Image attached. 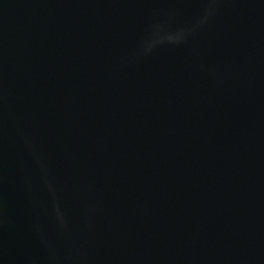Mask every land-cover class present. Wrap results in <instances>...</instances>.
<instances>
[{
    "label": "water",
    "instance_id": "1",
    "mask_svg": "<svg viewBox=\"0 0 264 264\" xmlns=\"http://www.w3.org/2000/svg\"><path fill=\"white\" fill-rule=\"evenodd\" d=\"M0 264H264V0H0Z\"/></svg>",
    "mask_w": 264,
    "mask_h": 264
}]
</instances>
